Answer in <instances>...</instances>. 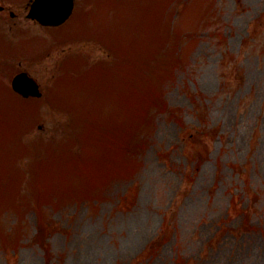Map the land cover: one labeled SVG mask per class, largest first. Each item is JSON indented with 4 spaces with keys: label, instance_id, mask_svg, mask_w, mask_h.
<instances>
[{
    "label": "rangeland",
    "instance_id": "374dc122",
    "mask_svg": "<svg viewBox=\"0 0 264 264\" xmlns=\"http://www.w3.org/2000/svg\"><path fill=\"white\" fill-rule=\"evenodd\" d=\"M75 1L0 0V264H264V0Z\"/></svg>",
    "mask_w": 264,
    "mask_h": 264
},
{
    "label": "water",
    "instance_id": "95a60500",
    "mask_svg": "<svg viewBox=\"0 0 264 264\" xmlns=\"http://www.w3.org/2000/svg\"><path fill=\"white\" fill-rule=\"evenodd\" d=\"M73 8V0H35L29 16L42 24H59L64 21ZM12 87L23 96H40L37 82L27 73L22 72L12 79Z\"/></svg>",
    "mask_w": 264,
    "mask_h": 264
},
{
    "label": "flooded vegetation",
    "instance_id": "af4514ba",
    "mask_svg": "<svg viewBox=\"0 0 264 264\" xmlns=\"http://www.w3.org/2000/svg\"><path fill=\"white\" fill-rule=\"evenodd\" d=\"M3 10L0 11V13L2 12Z\"/></svg>",
    "mask_w": 264,
    "mask_h": 264
}]
</instances>
